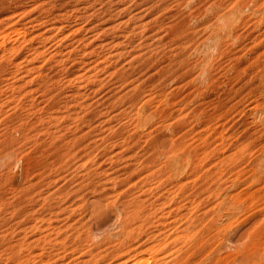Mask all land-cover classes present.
Segmentation results:
<instances>
[{
    "label": "rangeland",
    "instance_id": "374dc122",
    "mask_svg": "<svg viewBox=\"0 0 264 264\" xmlns=\"http://www.w3.org/2000/svg\"><path fill=\"white\" fill-rule=\"evenodd\" d=\"M0 264H264V0H0Z\"/></svg>",
    "mask_w": 264,
    "mask_h": 264
}]
</instances>
